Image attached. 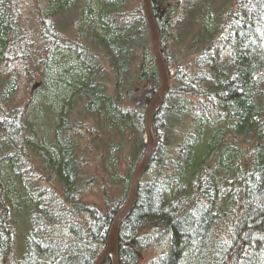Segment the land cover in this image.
Listing matches in <instances>:
<instances>
[{"label":"trees","instance_id":"obj_1","mask_svg":"<svg viewBox=\"0 0 264 264\" xmlns=\"http://www.w3.org/2000/svg\"><path fill=\"white\" fill-rule=\"evenodd\" d=\"M149 1L169 88L117 264H264V0ZM41 2L39 88L4 108L16 78H0V264H93L144 153L159 78L141 0ZM18 6L0 0V76ZM27 155L45 185L24 175Z\"/></svg>","mask_w":264,"mask_h":264},{"label":"rangeland","instance_id":"obj_2","mask_svg":"<svg viewBox=\"0 0 264 264\" xmlns=\"http://www.w3.org/2000/svg\"><path fill=\"white\" fill-rule=\"evenodd\" d=\"M17 3H19V6L16 9L15 17L17 22L20 24V31L18 36L19 39L17 38L15 47L10 53V58L4 65L2 74L0 76L1 79L4 78L7 74H9L11 77H15L16 90L12 98L9 100L8 104H5L3 106L4 108L10 105L18 107L26 104L30 96L33 95L34 91L39 88L38 85V87L33 92H31L33 85L40 84V78H38L37 70L39 68L40 59L44 56L42 51L44 37H42L43 34L41 32L45 27V24H39L40 13L42 12V8H39V6H43L41 0H17ZM233 5L234 2H232L230 6ZM55 19H53V21ZM46 20L49 21V19ZM59 30L61 33V26L59 27ZM36 164L37 163L35 159H33V157L30 158V156L27 155L20 167L22 171L29 172L24 173L26 177L32 174L31 177L29 176V180L31 179L32 181H34L35 179L37 182L36 185H45V181L42 179L40 173H38L41 172L37 167L39 164ZM90 170L91 173H96L97 177H100V174L95 171L94 167L91 166ZM113 187L115 188V192L117 193L116 186ZM56 190L61 191V187L58 185V183L56 186ZM97 194H100V192L91 191L87 194L86 199L96 200L99 198L97 197ZM3 211L4 202L3 199L0 198V215L3 214ZM151 252L152 251H144V253L141 254L140 258L143 259V262L147 261L151 257Z\"/></svg>","mask_w":264,"mask_h":264},{"label":"water","instance_id":"obj_3","mask_svg":"<svg viewBox=\"0 0 264 264\" xmlns=\"http://www.w3.org/2000/svg\"><path fill=\"white\" fill-rule=\"evenodd\" d=\"M141 6L149 30L151 51L153 54L154 63L158 73L159 87L157 91L153 94L145 110L144 125H143L145 149L139 164L137 165V167L133 172L128 188L127 200L123 208L113 218L109 231L107 233L106 246L104 250L101 252V254L96 258L93 264H101L102 261L109 256L112 257L113 263L117 264L116 242H117V231L119 228V224L130 213L135 203L136 187L138 181L140 180L145 170L147 169L151 154L154 150V137L152 132V121L154 118V114L161 105L165 97V94L167 93L169 88L168 72L165 63L163 61V58L161 56V52L159 48L158 30L152 14L149 0H141ZM38 85L39 84L33 85L31 92H33L38 87Z\"/></svg>","mask_w":264,"mask_h":264}]
</instances>
